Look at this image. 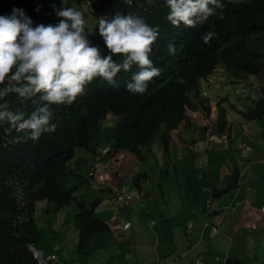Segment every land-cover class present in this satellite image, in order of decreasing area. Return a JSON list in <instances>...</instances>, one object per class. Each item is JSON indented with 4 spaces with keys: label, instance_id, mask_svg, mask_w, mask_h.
<instances>
[{
    "label": "trees",
    "instance_id": "16d2710c",
    "mask_svg": "<svg viewBox=\"0 0 264 264\" xmlns=\"http://www.w3.org/2000/svg\"><path fill=\"white\" fill-rule=\"evenodd\" d=\"M81 1L90 6L95 18L89 39L105 55L108 49L98 30L100 16L131 13L158 27L151 59L161 69V75L149 83L144 94H134L126 88L132 73L138 71L135 66L131 72L122 71L116 77L117 87L100 79L93 81L71 105L50 106V123L56 125V130L45 132L36 142H17V137L25 133L14 129L5 132L10 125L0 124V264H52L50 259L40 263L33 255L40 237L35 213L41 199L49 200L54 208L75 202L74 225L81 247L88 244L93 233L110 229V224L95 212L101 194L91 200L78 199L74 187L65 186L58 178L60 171L73 172L69 165L77 148L90 152L91 164L96 160L99 147L93 143V133L109 114L117 116L109 143L112 150H127L143 157L145 151L152 152L151 141L162 123L160 137L167 146L169 131L188 121L189 111L197 110L199 103L206 114L210 113V99L200 88L201 79L206 80L218 68L231 83L244 80L248 74L264 76V0H243L238 4L222 0L226 5L224 19L212 17L202 26L187 28L183 24L175 27L167 19L165 0H153L151 4L148 0H0V15H11L14 8H19L31 18L32 27L56 24L61 19L56 10L63 9V4L73 7L74 2ZM209 31L215 35L205 44L202 36ZM169 44L175 46V54L169 53ZM181 78L185 83H180ZM5 101L11 110L24 113L25 118L35 107L32 100H21L15 93ZM217 105L218 125L223 129L227 115L219 101ZM236 109L245 119L262 118L264 86L251 105ZM88 158L82 152L76 157L80 161Z\"/></svg>",
    "mask_w": 264,
    "mask_h": 264
},
{
    "label": "clouds",
    "instance_id": "9594fccd",
    "mask_svg": "<svg viewBox=\"0 0 264 264\" xmlns=\"http://www.w3.org/2000/svg\"><path fill=\"white\" fill-rule=\"evenodd\" d=\"M153 0H148L152 3ZM233 4L243 0H228ZM169 8L167 19L175 27L204 25L212 17L224 19L222 0H165ZM61 19L56 24L32 27L31 18L23 9L14 8L11 15H0V101L15 93L21 100H32L31 114L11 110L5 101L0 103V124L25 133L17 142L30 139L36 142L45 132L52 133L56 125L50 120L51 105H71L85 93L86 86L100 79L117 87L116 77L131 72L135 66L128 91L144 94L149 83L161 75L151 55L158 39V27L149 25L141 16L117 12L109 18L100 16L99 35L103 37L108 54L93 46L84 16L73 7L56 10ZM215 33L202 36L210 43ZM170 54L176 53L169 44ZM121 57L120 60L114 57ZM180 83H185L183 78Z\"/></svg>",
    "mask_w": 264,
    "mask_h": 264
},
{
    "label": "crops",
    "instance_id": "0c3cea01",
    "mask_svg": "<svg viewBox=\"0 0 264 264\" xmlns=\"http://www.w3.org/2000/svg\"><path fill=\"white\" fill-rule=\"evenodd\" d=\"M257 96L259 95H251L250 98V95H236L237 100H239L237 104L234 103V105L232 102H229V106L221 104L225 107L227 115V124L223 129L218 125L219 109L217 101L219 100L214 96V100L210 99L209 101V103L216 102L217 110L214 114L206 115L203 105L199 103L197 110L189 111L188 121L169 131L168 143L173 141L176 147L175 151L191 149L193 153H201L203 156H200L202 159L198 158V163L195 161L196 157L192 156L193 166H191L192 157H177V159H183L186 162L185 164L183 161V164H181L183 165L182 170L183 168H190L183 175L188 179V188L182 190L180 194L190 196L189 205L192 207V212L196 214V220H189L185 225V227L187 226L185 230L187 235L181 240L182 243H188V247L183 246L184 248L177 252H173L177 249L176 247H169L170 250L167 251L163 250L164 255L167 256L165 260L157 264H224L223 262H226L225 264H264V134H261V130H264V128L260 129V125L264 124V116L248 119L251 122L246 123V120L240 117L241 115L236 109L251 104ZM226 108L232 111L234 116L240 118L238 120L241 122V130L237 133L232 130L235 119L233 116L232 118L228 117L229 112ZM207 117L213 119L210 126L206 123L205 125L202 124L203 120L208 121ZM202 118L204 119L202 120ZM261 120L263 121L259 124ZM101 124L102 122L98 126L99 128L96 129L97 131L93 133L96 138L99 137L98 135L103 137L107 134L106 128ZM200 130L205 132L206 137L202 138L199 135L194 137L196 131ZM253 130L256 133L255 136L252 134ZM255 138L256 141H254ZM189 139H192V141L190 142ZM107 141L105 137L103 142L100 143H109ZM97 144L94 143L95 146ZM246 145L249 146V149L245 148ZM116 152L112 150L108 153V156L105 154L106 156L97 161L95 160L96 162L93 163L96 164V168L90 162L91 166L88 165V168L91 171L94 183H96L95 188L99 187L101 189L98 195L101 194L102 199L95 209V211L98 209L96 213L110 224L108 230L113 231L118 240H127L123 236L125 229L129 226V219L124 227V234L118 236L115 233V227L118 224L116 222L112 223V217H116L118 213L123 216V213L130 210L134 212L133 208H129L132 199L127 207L123 209L118 207L114 199L115 189H112L113 186L111 188L108 186V174L102 172L107 170L114 162ZM76 166L79 168V163ZM97 168L101 171L98 172ZM139 173H141L140 176ZM168 175L167 171L165 176L168 178ZM174 175L178 177L176 173ZM97 176H101L103 179L97 180ZM142 177H147L144 170H135L126 176L132 181L133 188H140ZM105 179H107V183L104 182ZM129 191L133 193L132 190L129 189ZM107 192H113L115 206L111 205L109 208L105 206V209H103L100 207L104 204V199H107V195H103V193ZM108 201L111 204L112 197L109 196ZM153 224L155 222L150 220V225ZM167 227L166 225L165 228L168 229ZM165 228L163 232L167 235ZM91 238L92 236L89 238L87 245L90 244ZM128 249L133 250V253H123L121 257L123 264H136L138 258L149 262L142 253L141 246L138 253L136 246H128ZM42 250L44 254V249L42 248ZM213 252H221L224 256L215 255ZM51 254H54V257H51ZM51 254L47 257V260L56 257L55 253ZM158 257L160 256L158 255ZM150 260L152 259L150 258ZM94 264H102V261Z\"/></svg>",
    "mask_w": 264,
    "mask_h": 264
},
{
    "label": "rangeland",
    "instance_id": "374dc122",
    "mask_svg": "<svg viewBox=\"0 0 264 264\" xmlns=\"http://www.w3.org/2000/svg\"><path fill=\"white\" fill-rule=\"evenodd\" d=\"M62 6L63 8L65 7L64 4ZM72 6L82 13L86 20L87 30L89 31L95 23V18L90 10V6L84 1L80 3L74 2ZM226 76L227 74H224V72L222 73L221 68H218L210 77L208 76L206 80H200V88L206 90L208 93L207 97L214 100L213 98L215 96L218 98L220 104L225 106H229V102L237 104L239 100H237L236 95H250V98L251 95H259L261 86H264V76L248 74L247 78L240 80L238 83H231ZM209 104V114H214L217 110L216 102H211ZM227 110L229 112L228 117L232 118L233 116L235 119L232 130L237 133L241 130L240 118L234 116V113L229 109ZM210 116L212 117V115ZM240 117L245 119L242 116ZM116 119V115L109 114L101 124L106 128L107 132L103 137H106L109 143H111L114 137L113 127ZM203 119L204 118H202V120ZM207 119L208 121L203 120L202 124L205 125L206 123L210 126L213 119L209 117H207ZM245 120L246 123L251 122V120ZM262 121L263 120L259 121V124H261ZM263 128L264 124L260 125V129ZM163 129L164 124L162 123L160 131L151 141L152 152L146 153L144 149V156L136 157L127 150H119L114 156V162L111 163L107 170L102 171L108 174V186L110 188L113 186L112 189L122 191H129L130 189L134 193L131 200L132 204L129 207L130 209L133 208L134 212L130 210L123 213V216H125L127 220L129 219L128 222L130 221L129 226L125 229V234L127 233V235L125 236L123 232V237H126L127 240H118L113 231L111 232L108 229H104L93 233L90 244L86 245V247H81L79 232L74 225V214L76 212L75 202L73 201L67 206L54 208L49 200L41 199L36 203L35 219L40 234L36 247L44 249L45 258L49 257L51 253H55L56 257L50 259L52 264H75L76 262L78 264H94L100 263L101 261L102 264H123L121 262L123 253H133V250L131 251L128 249V246L133 245L136 246L137 253L141 246L142 253L149 261L146 262L138 258V263L136 264H157L165 260L167 256L164 255L163 250L167 251L170 250L168 249L169 247H176L177 249L173 252H177L184 248L183 246L186 248L188 247V243H182L181 239L185 238L187 235L185 233L187 228V226L185 227L186 222L189 220L195 221L196 214L192 212V207L189 205L191 201L190 196L180 194L182 190L188 188V179L185 178V176L183 177V175H185L190 168L188 169L187 167L182 170L181 167H183V165L181 164H183L184 160H179V158H189L193 156L196 157L195 161L198 163V158H201L200 156L203 155L201 153H193L191 149L186 151H184V149L175 151L176 147L173 141L165 146L160 137ZM261 131V134H264V130ZM254 132L253 130L252 134L255 136L256 133ZM198 135L202 138L206 137L203 130L196 131L194 137H198ZM98 136L99 137L93 139V142L98 143L97 146L100 148L102 145L100 142H103L104 138L102 135ZM189 141L191 142L192 139H189ZM254 141H256V138ZM81 152L85 154L86 158L90 156V152L86 149L77 148L69 165L70 168L73 169V172L60 171L58 173V178L65 186L74 187L73 193L78 199L84 198L86 200H91L94 196H98L101 189L99 187L95 188L96 183H94V179L91 177V171L88 168L91 160L89 158L87 161L76 159ZM191 153L192 155H190ZM106 155L108 156V153ZM177 157L179 158L177 159ZM193 157L191 166H193ZM77 163H79L78 170L76 168ZM188 164L190 167V161ZM93 165L95 166L96 164L93 163ZM96 170L98 172L101 171L99 168ZM135 170H144V172L147 173V177L141 178L140 188H133L132 181L126 178L127 175ZM167 171L169 173L168 178L165 176ZM175 173L178 177L174 175ZM102 179L103 177L97 176V180ZM104 182L107 183V179H105ZM112 193H103V195H107V199H104V204H102L100 208L105 209V206L109 208L111 205H114ZM109 196L112 197L111 204L108 201ZM192 200L194 201V199ZM150 220H153L155 224L150 225ZM166 225L168 229L165 228ZM164 228L167 231V235L163 232ZM213 254L224 256L221 252H213ZM158 255L161 258L158 257ZM150 258L152 260H150ZM140 260H142V262H140ZM223 263L225 264L226 262Z\"/></svg>",
    "mask_w": 264,
    "mask_h": 264
},
{
    "label": "built area",
    "instance_id": "2783aa9c",
    "mask_svg": "<svg viewBox=\"0 0 264 264\" xmlns=\"http://www.w3.org/2000/svg\"><path fill=\"white\" fill-rule=\"evenodd\" d=\"M128 2H132L133 0H126ZM211 130V128H209ZM246 149H249V146L246 145L245 146ZM110 151H112V147L109 145V143H105L104 145H102L96 155V160H98L99 158H101L103 155L109 153ZM133 197V193L130 191H122V190H115L114 191V199L116 201V205L118 207H120L121 209L125 208L128 206L130 200ZM112 223H117L118 225H116L115 227V233L118 236L123 235V230L124 227L127 224V219L126 217L122 216L121 214H117L116 217H112ZM33 255L34 257L40 262V263H45L47 261V258L44 257L43 255V250L41 248L35 247L33 249ZM51 257H54L53 254H51Z\"/></svg>",
    "mask_w": 264,
    "mask_h": 264
}]
</instances>
